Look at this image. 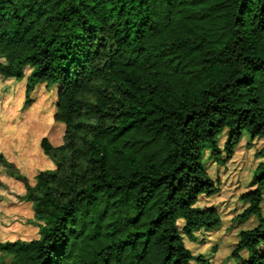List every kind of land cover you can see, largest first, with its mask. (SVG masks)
Segmentation results:
<instances>
[{"label":"trees","instance_id":"1","mask_svg":"<svg viewBox=\"0 0 264 264\" xmlns=\"http://www.w3.org/2000/svg\"><path fill=\"white\" fill-rule=\"evenodd\" d=\"M0 76L55 88L64 127L40 143L54 168L22 179L38 238L0 242V264H207L183 236L220 224L196 206L218 192L204 151L264 139V0H0ZM260 155L237 264H264Z\"/></svg>","mask_w":264,"mask_h":264},{"label":"rangeland","instance_id":"2","mask_svg":"<svg viewBox=\"0 0 264 264\" xmlns=\"http://www.w3.org/2000/svg\"><path fill=\"white\" fill-rule=\"evenodd\" d=\"M29 72H26V75ZM57 91L38 84L27 94L25 79H3L0 76V155L17 169L9 176L0 166V242L16 240L30 241L38 238V230L30 221L33 217L31 205L24 201L26 187L22 179L34 185L35 177L42 171L54 168L50 158L41 149V140L46 138L53 146L62 144L64 127L53 120ZM225 135L219 138L222 147ZM264 139L251 138L244 134L233 157L223 165L210 160V152L204 151V166L218 186V192L199 198V208H214L220 224L212 231H200L193 239L183 236L186 248L194 258L201 257L207 264H237L232 259L238 234L254 228L258 221L254 217L244 222L238 216L247 203L240 196L253 189L251 177L259 162ZM264 218V191L261 203ZM245 257V252H240ZM0 261L10 262L11 256L0 254ZM191 264H197L192 261Z\"/></svg>","mask_w":264,"mask_h":264}]
</instances>
